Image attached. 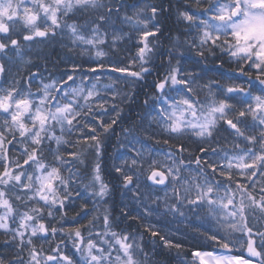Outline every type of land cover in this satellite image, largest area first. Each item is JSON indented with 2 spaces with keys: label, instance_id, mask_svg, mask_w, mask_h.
I'll use <instances>...</instances> for the list:
<instances>
[{
  "label": "snow or ice",
  "instance_id": "snow-or-ice-1",
  "mask_svg": "<svg viewBox=\"0 0 264 264\" xmlns=\"http://www.w3.org/2000/svg\"><path fill=\"white\" fill-rule=\"evenodd\" d=\"M173 10L183 44L165 35ZM157 61L163 75L118 137L120 219L185 223L211 248L193 264H264V0H0V246L12 253L0 264H158L159 242L187 264L155 224H144L158 238L149 253L109 209L87 219L88 198L112 193L104 142ZM225 63L232 75L207 77ZM161 140L168 151L150 143ZM50 239L53 254L34 242Z\"/></svg>",
  "mask_w": 264,
  "mask_h": 264
},
{
  "label": "trees",
  "instance_id": "trees-1",
  "mask_svg": "<svg viewBox=\"0 0 264 264\" xmlns=\"http://www.w3.org/2000/svg\"><path fill=\"white\" fill-rule=\"evenodd\" d=\"M135 0H128L129 4L134 3ZM173 3L175 4V0H173ZM164 26H165V35H168V30H171V35L175 37L176 35H180L181 33H184V28L181 24H178L175 18V10H173L172 14L168 16L167 19L164 20ZM185 39H191L190 36H187L185 33L184 35H180V43L183 44ZM162 40V46L160 48L161 52H164L169 46H170V41L165 38H161ZM39 47V46H36ZM133 52L135 49L132 50ZM182 51L184 52L185 56H191L194 60L199 59L198 57L195 56V51L194 50H189L186 47L182 48ZM35 54V50L34 53ZM62 54V53H61ZM51 59L55 60V53L51 57ZM163 60L166 64L167 61V56H163ZM39 63V61H38ZM207 64L209 68L213 67V61L209 59L208 61L203 62ZM218 63V62H215ZM184 66L186 68L192 69L193 67H196V70H199V67L201 65H194L191 62H185ZM235 67V65H229L228 63H225L223 67L217 68L215 71H209L207 73L208 78H218L217 73L218 72H223L226 75H232V69ZM50 70L52 69V65H49ZM65 65L63 63H57L56 64V71H62L64 70ZM164 73V66L160 64L159 61H157V67L153 71L151 75H149L146 79V82L137 88L136 92V98L135 101L131 104H124L121 105V107L124 109L123 112V120L116 126L115 128V134L111 135L110 138L106 139L103 145V157H102V174L104 177V180L109 184V186L112 188V193L110 198L108 199L107 204H99V205H94L93 199L94 198H88L87 200V209L86 211L89 212V216L87 219H91V216L94 214L93 213V208L94 207H99L100 213H103V210L105 208L109 209L111 212L112 217L117 218L120 222V229L121 230H127L129 232H134L137 235L143 234V239L145 242V250L149 253L153 251V248L151 246L152 241L156 240L158 238H154L151 236L150 232H146L144 228L145 223H152L155 224L158 229H160V232L162 235H167V233L164 230L165 225H173V223H164L163 220H158L155 217L149 218L148 221L145 220H136V221H123L120 219V211H121V204L122 202L127 203V200L125 199L124 196L121 195V192L123 191L120 183L117 179V174L114 173L113 171V163H121L120 159H115V157H118L120 153L124 152L123 149H119V141L118 137L122 139L121 136V129L124 127H129L130 123L132 121L137 120V114L141 113L144 111V106H143V101L145 99H148L149 96L154 92V89L152 88V83L154 80L158 78V76H162ZM103 82H108V81H103ZM150 143L154 144V146L158 149H162L163 151H168L169 148L168 146L164 145L162 140L159 144H155L154 141H150ZM71 150V149H70ZM185 156H187V153H185ZM146 167V166H145ZM193 167L195 165L193 164ZM84 183H87V180H84ZM81 193L82 196L88 197L89 193L84 191L83 187L81 186ZM161 197L163 196V192L158 193ZM130 195V194H129ZM84 203L83 200L77 198L76 203L74 205V208L72 210L68 211V216H74L77 212H81V205ZM135 214V213H133ZM87 219L82 220V223H87ZM171 220V218H169ZM54 224H56L55 221H53ZM58 227L59 225L56 224ZM170 238V237H169ZM5 239L4 236H0V241H3ZM56 243L59 242V236L53 238ZM173 241H177L174 237L170 238ZM182 241L183 243V248L180 250L181 257L180 258H190L191 253L195 249H211L210 247L206 246L205 241H197V242H192L189 240H186L184 238L178 239ZM37 245V247H43L44 253L45 254H53L51 252V247H54V243H52V239L49 240V242H44L42 240H36L34 241ZM163 242H159L157 245L155 251L156 255L154 257V261L158 262V264H179V260L177 258V250L175 248L171 249L169 252L167 249L162 248L160 245H162ZM69 254L71 253V245L69 244L68 249L66 250ZM0 253L7 254L9 256L12 255V253L9 250L3 249L2 246H0ZM25 260L28 259L27 254L25 253ZM43 264V261H42Z\"/></svg>",
  "mask_w": 264,
  "mask_h": 264
},
{
  "label": "rangeland",
  "instance_id": "rangeland-1",
  "mask_svg": "<svg viewBox=\"0 0 264 264\" xmlns=\"http://www.w3.org/2000/svg\"><path fill=\"white\" fill-rule=\"evenodd\" d=\"M153 158L155 159H160L163 160L164 157L162 155H155L153 156ZM147 166V165H145ZM156 218V217H155ZM157 219V218H156ZM165 232L167 233L168 237L170 238H175L176 240L178 239H186L192 242H197V241H204L203 238H199V239H192V237L195 235V233L192 231L191 228H188L185 226V223H173V225H165L163 226ZM179 228L180 229V233H183L184 235L181 236L180 233H176L175 229ZM185 260L187 261V264H193V260H191V258H185Z\"/></svg>",
  "mask_w": 264,
  "mask_h": 264
},
{
  "label": "bare ground",
  "instance_id": "bare-ground-1",
  "mask_svg": "<svg viewBox=\"0 0 264 264\" xmlns=\"http://www.w3.org/2000/svg\"><path fill=\"white\" fill-rule=\"evenodd\" d=\"M197 250H202V251H204V250H209V249H197ZM197 250H194V251H197ZM194 251H193V252H194Z\"/></svg>",
  "mask_w": 264,
  "mask_h": 264
},
{
  "label": "water",
  "instance_id": "water-1",
  "mask_svg": "<svg viewBox=\"0 0 264 264\" xmlns=\"http://www.w3.org/2000/svg\"><path fill=\"white\" fill-rule=\"evenodd\" d=\"M160 187H162V186H160ZM192 260H193V258H192Z\"/></svg>",
  "mask_w": 264,
  "mask_h": 264
}]
</instances>
